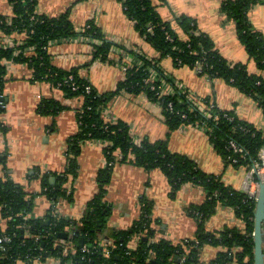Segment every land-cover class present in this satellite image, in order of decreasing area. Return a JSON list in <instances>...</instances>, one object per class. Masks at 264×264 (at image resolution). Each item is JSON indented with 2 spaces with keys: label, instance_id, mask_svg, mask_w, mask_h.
Listing matches in <instances>:
<instances>
[{
  "label": "trees",
  "instance_id": "16d2710c",
  "mask_svg": "<svg viewBox=\"0 0 264 264\" xmlns=\"http://www.w3.org/2000/svg\"><path fill=\"white\" fill-rule=\"evenodd\" d=\"M119 1L126 16L159 53V57L150 59L135 54L136 59H141L145 65L129 69L124 81L111 94H100L87 80L79 76L78 69L63 71L52 65L49 58L48 48L52 42L71 40L82 35L100 41V45H96L95 59L112 61L110 50L113 44L103 36L93 21L80 34L70 20L69 12L51 18L38 14V0H8L12 15H0V38L9 36L16 43L11 48L0 47V99L6 101L1 96H5L7 63L11 62L26 64L32 72L33 82L48 80L56 87L62 84L60 89L68 97H79L83 100V107L78 111L79 132L69 142L68 169L56 179L54 185L50 184L51 174L40 175L42 195L53 202L72 199L73 192H68L66 183L69 177L77 175L78 158L87 142H102L105 157V165L97 176L98 191L89 202L85 216L81 220L73 221L59 216L53 209L43 219L31 218L34 196L30 197L23 185L14 182L6 170L7 155L0 153V238H12L11 242L3 243L4 250L0 244V264H31L35 260L45 259L46 251L61 264H205L201 261V253L206 245L221 248L217 257L209 264H254L257 201L247 192L227 186L220 176L202 171L188 157L171 152L167 141L144 138L136 142L129 126L122 121H108L104 110L113 96L120 92L143 94L151 102L159 104L164 121L171 131L187 125H204L211 144L224 159L226 166L252 168L261 161L264 130L239 119L234 111L220 109L210 99L201 98L205 105L214 104L220 114L219 120L207 119L203 113L191 111L187 90L185 92L178 89L177 95L165 96L163 100H159L146 80L150 74L149 67L164 72L161 61L166 57L171 58L178 67L191 69H195L197 61H200L204 68L201 75H206L211 80H224L245 95L253 97L264 113V77L251 74L246 64L229 63L216 50L212 39L198 29L194 20L187 17L179 19L182 36L170 23L161 19L155 0ZM262 4L264 0H224L221 11L227 21L235 24L237 37L250 60L264 72V37L253 31L250 20L251 10ZM176 60L181 63L178 64ZM70 76H73V81L78 86L77 91L70 84L64 83ZM87 86L92 87L91 92H87ZM170 102L174 106V112L168 111ZM37 110L42 116H56L62 106L53 99H44ZM5 112L0 107V118ZM182 114L188 117L184 119ZM0 130L5 131L1 119ZM231 141L243 149L244 155L234 152L229 145ZM121 164L138 166L147 171L160 170L170 182L172 195L177 194L186 184L200 186L207 191V199L202 205L187 209V214L196 220L197 233L194 240L199 242L197 245L194 240L188 239L178 244L162 239L153 242L157 230L152 220L153 205L147 202L143 206L142 218L134 226L124 231H114L111 245L105 246L101 243L100 232L106 227L113 213V206L106 199V187L111 182L114 168ZM218 205L232 208L244 227L208 232L205 225L216 212ZM26 232L30 234L29 237L25 236ZM61 233L67 234L63 242L69 247L72 246L76 253L65 254V246L56 244L61 240ZM134 238L138 242L136 248L130 246ZM80 240H83L82 246H86L89 253L82 252V247L78 246ZM106 251H111V254L107 256ZM183 259L185 262H182Z\"/></svg>",
  "mask_w": 264,
  "mask_h": 264
},
{
  "label": "crops",
  "instance_id": "0c3cea01",
  "mask_svg": "<svg viewBox=\"0 0 264 264\" xmlns=\"http://www.w3.org/2000/svg\"><path fill=\"white\" fill-rule=\"evenodd\" d=\"M223 1L155 0V5L161 19L170 23L182 36L179 19H192L198 29L212 39L216 50L229 63L246 64L251 74L264 77V72L250 60L238 39L235 24L227 21L222 13ZM66 12H69L70 20L80 34L91 21L99 27L103 36L113 44L110 50L112 61L95 59L96 45L100 43L94 39L83 40L84 36L81 35L71 40L52 42L48 48L50 62L63 71L78 69L79 76L100 94L114 93L126 78L115 61L118 55L113 48L150 59L159 57V53L126 16L119 0H38L37 13L40 15L51 18ZM0 15H12L8 0H0ZM250 20L253 31L264 37V4L251 10ZM161 62L164 73L186 90L192 91L200 99H210L222 110L234 111L239 119L264 130V113L253 97L245 95L224 80H211L190 67H178L170 58L166 57ZM7 65L5 95L8 108L2 116L5 131L0 130V153L7 155V173L14 182L23 185L30 197L34 196L31 218L43 219L53 209L59 216L73 221L81 220L98 191L97 176L105 165L104 144L91 141L83 145L78 158L77 175L69 177L66 183L67 190L73 192L71 200L53 202L42 195L40 175L51 174L50 184L54 185L56 179L67 171L69 142L79 132L78 111L83 107V100L68 97L48 80L33 82L32 72L26 64L8 62ZM44 99L57 101L62 110L56 116L39 115L38 105ZM104 113L115 121L126 123L136 141L144 138L167 141L171 152L188 157L208 174L220 176L227 186L248 192L249 168L226 166L209 136L195 125L171 131L164 121L161 108L145 95L120 92L113 96ZM106 189V199L112 204L113 213L100 232L103 245L112 244L114 231H124L134 226L142 218L146 202L153 205L152 220L157 230L153 242L162 239L178 244L183 240L195 239L196 220L187 214V209L206 201L207 191L204 188L186 184L172 195L170 182L160 170L147 171L138 166L121 164L114 168ZM243 227L235 211L224 205H218L205 225L208 232ZM25 236L29 237L30 234L26 232ZM137 245V238H134L130 246L136 248ZM220 251V247L206 245L202 249L201 261L209 264ZM31 264L60 263L51 255Z\"/></svg>",
  "mask_w": 264,
  "mask_h": 264
},
{
  "label": "built area",
  "instance_id": "2783aa9c",
  "mask_svg": "<svg viewBox=\"0 0 264 264\" xmlns=\"http://www.w3.org/2000/svg\"><path fill=\"white\" fill-rule=\"evenodd\" d=\"M149 30L151 31V27L149 28ZM193 33L195 32L193 31ZM82 39L86 41L92 40L87 37H82ZM56 42H60V41H56ZM97 42L100 43L99 41ZM15 45H16L15 41L13 40V38L9 36H2L0 38V47L11 48V47H14ZM18 45H20V43ZM113 51L116 53V55H118V60H115V61L117 62V65H119L122 71L125 73V76H126V73L129 71V69H131L132 67H142L145 65L141 59H138V60L136 59V57L134 56L135 54L125 53L124 50L119 49V48H113ZM176 61L178 64L181 63L179 60H176ZM148 70L150 74H149V78L146 80V83L150 84V89L156 93L159 100H163L165 96L177 95L178 89L184 90L186 92V89L180 83L174 81L171 77L167 76L164 72L161 73L159 70L155 69L154 67H149ZM195 70L198 71L200 74H202L204 71L203 63L200 61H197ZM64 83L68 85L70 84L74 91L78 90V86L73 81V76L66 78ZM61 86L63 85L60 84L58 87L60 88ZM86 89H87V92H91L92 87L87 86ZM187 93H188L187 99L191 102V105H192L191 111L193 110L199 111L203 113L207 119H212L215 121L219 120L220 114H219V111H216V107L214 106V104L205 105L203 101L197 95H195L192 91L187 90ZM3 97L6 98V95L1 96V98ZM155 104L159 106L158 103H155ZM0 107L7 110L8 104L4 99H0ZM168 111L174 112V106L172 102L168 103ZM104 115L108 121H111L114 123L117 122L110 115L106 113H104ZM187 117L188 116L186 114H182V118L186 119ZM0 119L2 120V117ZM195 126L207 134V127H205L204 125H199V124H196ZM136 142H139V141H136ZM229 145L234 150L235 153L244 155L243 149L239 148L233 141L229 142ZM260 159H261L260 163H257L252 168H249L248 170L249 172L247 176V184L249 188L247 193L252 198H254L256 201L258 200L260 185L263 181V176H264V149L260 152ZM68 192L71 193L72 191L68 190ZM11 241H12V238L10 236H3L2 238H0L1 248L4 250L5 248H4L3 243H7ZM193 242H195L196 245L199 243L197 240H194ZM113 248H115V246H113ZM82 252L89 253V250L87 249L86 246H82ZM64 253L74 254L76 253V251L72 246L69 247V245L65 244ZM110 254H111V251H106L107 256H109ZM182 262H185V260L183 259ZM59 263L61 264L60 261Z\"/></svg>",
  "mask_w": 264,
  "mask_h": 264
},
{
  "label": "water",
  "instance_id": "95a60500",
  "mask_svg": "<svg viewBox=\"0 0 264 264\" xmlns=\"http://www.w3.org/2000/svg\"><path fill=\"white\" fill-rule=\"evenodd\" d=\"M264 179L260 185V191L258 195L256 211H255V231H254V243H255V257L254 264H264ZM24 234V233H23ZM60 239H66L67 234L61 233ZM83 240H80L79 247H82ZM44 247V244H43ZM51 255L49 252L45 253V257L49 258Z\"/></svg>",
  "mask_w": 264,
  "mask_h": 264
},
{
  "label": "flooded vegetation",
  "instance_id": "af4514ba",
  "mask_svg": "<svg viewBox=\"0 0 264 264\" xmlns=\"http://www.w3.org/2000/svg\"><path fill=\"white\" fill-rule=\"evenodd\" d=\"M64 240L61 239L60 242H56V244L60 245V246H65V243L63 242Z\"/></svg>",
  "mask_w": 264,
  "mask_h": 264
}]
</instances>
